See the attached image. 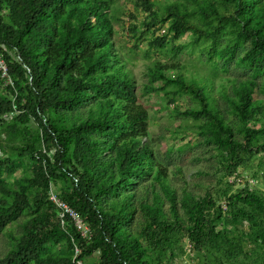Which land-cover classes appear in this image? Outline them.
I'll return each mask as SVG.
<instances>
[{
  "label": "trees",
  "instance_id": "obj_1",
  "mask_svg": "<svg viewBox=\"0 0 264 264\" xmlns=\"http://www.w3.org/2000/svg\"><path fill=\"white\" fill-rule=\"evenodd\" d=\"M111 1L0 0V129L20 144L0 157V234L22 218L0 264H74L95 254L82 264H171L180 237L201 264H236L247 241L264 249V195L244 188L216 205L210 192L194 197L185 189L178 197L167 181L145 142L147 112L112 42ZM186 1L170 2L160 15L153 1L138 3L148 24L169 20L173 40L191 32L215 43L233 26L251 44L244 60L255 74L264 70V0ZM166 69L154 63L153 79L173 82L198 104L186 113L201 119L199 131L226 153L223 165L236 169L243 153L264 157V125H257L264 104L254 98V80L216 97L208 76L170 79ZM25 158L33 162L30 174L9 182L4 174ZM53 182L88 226V238L68 217L62 223L49 198ZM55 244L64 254L51 250Z\"/></svg>",
  "mask_w": 264,
  "mask_h": 264
},
{
  "label": "rangeland",
  "instance_id": "obj_2",
  "mask_svg": "<svg viewBox=\"0 0 264 264\" xmlns=\"http://www.w3.org/2000/svg\"><path fill=\"white\" fill-rule=\"evenodd\" d=\"M151 1L160 15L162 9L175 0ZM220 1L215 0L214 4L220 6ZM110 7V14L114 15L112 42L124 63L125 73L133 84L132 91L136 102L147 112L145 142L150 145L156 161L166 168L167 181L176 189L177 196L181 197L185 189L194 197L210 192L216 205L225 206V196L244 188L264 195V157L255 152L243 153L241 158L245 162L230 171L227 165H223L227 163L226 153L220 152L216 144L199 131L201 119L186 113L198 108V104L188 95L180 93L173 82L153 79L152 76L154 63L167 66L164 73L170 79L178 74L186 78L193 74L206 75L212 83L211 94L216 97L223 89L230 92L233 85L250 79L256 82L254 98L264 104V70L255 74L245 61L248 59L244 60L247 50L251 48L250 42L240 39L235 28L230 25L225 26V30L219 33L215 43L206 37L196 41L191 32L173 40L172 32L167 30L169 20L161 22L157 19L148 24V13L142 9L138 0H112ZM226 45L235 47L234 53L225 50ZM230 56L233 57L230 59ZM175 65L179 69L170 68ZM4 90V83H1L0 93ZM219 100L220 106L225 108L221 97ZM257 125H264V118L259 119ZM28 128L30 132L36 130L33 121L28 124ZM11 145L20 144L4 128L0 129V157H6V153L12 152ZM32 164V160L25 158L21 163H16L13 170L4 174V177L13 182L26 176L30 174ZM58 187L59 182L52 183L54 191H58ZM177 206L181 208L178 202ZM224 218L228 221L230 219L226 214ZM21 221L22 218L17 223ZM18 224L8 225L0 234V258L8 250L9 234L17 232ZM227 227L230 229L231 223ZM243 229H246L245 222ZM244 247L245 253L234 263H263L264 249L259 250L248 241ZM51 250L59 255L65 252L61 244L52 245ZM173 252L175 257L171 264H201L198 263L196 253L191 251L190 254L188 251L184 237L179 238ZM244 254L247 256L242 257ZM95 257L96 254L85 258L83 262ZM225 263L229 264L228 261Z\"/></svg>",
  "mask_w": 264,
  "mask_h": 264
},
{
  "label": "built area",
  "instance_id": "obj_3",
  "mask_svg": "<svg viewBox=\"0 0 264 264\" xmlns=\"http://www.w3.org/2000/svg\"><path fill=\"white\" fill-rule=\"evenodd\" d=\"M2 59V57L0 56ZM0 59V70L2 71V76L6 75V66L4 61ZM234 179V177H233ZM50 200L57 206L59 210V217L62 220V223H64V219L68 217L71 219L77 228V230L80 232L81 236L84 238H88L90 235V231L88 226L82 221V219L79 217V215L68 206L66 202H64L54 190H50ZM77 252V249H76ZM74 264H82L80 260H74Z\"/></svg>",
  "mask_w": 264,
  "mask_h": 264
}]
</instances>
